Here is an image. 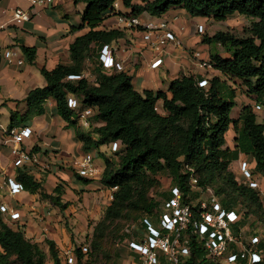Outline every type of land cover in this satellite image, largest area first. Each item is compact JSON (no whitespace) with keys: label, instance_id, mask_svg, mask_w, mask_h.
Returning a JSON list of instances; mask_svg holds the SVG:
<instances>
[{"label":"trees","instance_id":"trees-1","mask_svg":"<svg viewBox=\"0 0 264 264\" xmlns=\"http://www.w3.org/2000/svg\"><path fill=\"white\" fill-rule=\"evenodd\" d=\"M118 1L137 17L146 13L160 18L171 8H180L192 18L225 22L238 14L252 22L241 37L219 31L202 38L203 44L220 45L225 51L226 56L212 53L211 64L212 69L226 80L218 76H180L171 82L169 97L163 91L139 92L126 70L109 73L99 64L94 84L84 76L90 56L98 55L103 46L125 38V31L99 29ZM135 1L82 0L86 7L80 14L81 22L71 27V32L88 31L71 44V64H60L52 71L41 69L46 87L28 94L24 100L28 112L24 115L13 113L9 129L20 127L32 115H44L45 103L53 99L58 116L68 124L67 127L75 129L76 138L83 144L85 152L92 147L121 143L124 149L105 159V169L98 179H84L75 173L85 185L99 182L108 191L116 188L103 220L95 228V247L100 245L115 222L126 219L136 223L142 216L143 219L153 216L160 203L151 198L150 193L160 184L158 175L167 171L172 176L171 185L183 187L191 174L187 167L193 169L201 186H211L219 195L227 194L231 201H242L240 206L245 209L243 204L248 206L242 226H254L247 221L253 214L259 216V222H264V207L258 191L236 179L229 168L231 162L243 154L256 163L254 178L264 177V124L257 121L256 110L251 105L243 107L237 119L231 117L236 106V93L228 85V80L240 82L248 95L256 97L257 103L264 102V0H142L141 4ZM21 50L34 65L37 50L26 46ZM69 76L82 78L73 81L68 80ZM204 79L209 85L200 87L199 82ZM69 95L80 101L82 109H96L93 120L97 128L90 131L89 127V130L78 127L76 113L68 107ZM159 101L163 102L165 115L158 112ZM231 127L237 135L233 151L225 148L226 134ZM112 158H118V163ZM13 179L20 182L25 191L39 195L61 211L71 206L70 202L62 201L64 188L61 183L48 194L43 183L25 167L17 168ZM216 184H222V187L217 189ZM229 201H225L224 206L234 207ZM142 228L141 221L136 230ZM136 230L134 225L125 227L121 237H117V245L131 239ZM45 243L53 264H64V255L56 243L49 239ZM191 246L192 256L187 264H196L202 255L196 251L194 243ZM260 247L264 250V235ZM0 248L1 264H10L12 259L15 264H46L47 253L41 246L27 239L20 228L14 229L3 221H0ZM75 253L82 264L88 252L78 248Z\"/></svg>","mask_w":264,"mask_h":264},{"label":"crops","instance_id":"crops-1","mask_svg":"<svg viewBox=\"0 0 264 264\" xmlns=\"http://www.w3.org/2000/svg\"><path fill=\"white\" fill-rule=\"evenodd\" d=\"M142 0H136L141 4ZM17 7L31 9V6L24 0H0V206L5 205L10 210L19 213L20 219L12 221L9 214L0 213V221L7 223L10 227L20 228L27 239L42 245L46 239L56 243L58 249L67 246L68 235L64 229L54 223L53 211L49 208V201L42 200L39 195H32L23 191L18 195H12L7 185L8 179H13L17 168L14 167V159L11 154L10 144L7 143L9 124L13 113L24 115L28 107L24 100L28 94L37 88H44L47 85L41 69L54 70L60 64H71L70 46L75 39L84 35L88 30L72 33L71 27L78 26L81 22L80 14L86 5L82 0H55L50 7L32 8V20L22 26L12 23V13ZM118 13H132L131 9L125 8L122 2H118ZM235 14L233 16H236ZM240 16V15H239ZM115 11H111L99 29H114ZM141 23L159 22L169 20L171 27L182 42V47L170 44L164 55V65L152 70L149 65L151 55L145 52L141 36L132 30H125V38L112 46L117 50V60L122 62L125 70L133 77V85L139 92L150 90L154 92H168L173 80L180 76H201L212 78L218 76L223 80L220 72L202 67V63L211 64L212 53H222L220 45H208L202 43L204 35L213 36L216 32L200 35L197 32V25L206 23V20L213 18H192L185 10L171 8L163 17H152L143 14L138 17ZM177 18L175 22L172 20ZM241 18V19H240ZM240 21L245 23L247 29L252 19L240 16ZM207 24V23H206ZM35 48L37 56L34 65L30 64L22 53L21 47ZM14 50L16 57L13 64L5 59V53ZM95 56V64L85 66L84 76L91 78L93 84L97 79V66L100 64V53ZM23 61L18 65V61ZM228 85L236 93L235 113H231L233 119H237L243 107L251 105L255 107L257 101L255 96L246 93L240 82L228 80ZM139 87V89L137 88ZM160 104V108L158 105ZM261 111H256L257 121L264 124V102ZM45 114L42 116L32 115L28 122L21 126L32 129V137L25 140L24 148L33 152L37 162L27 164L25 168L43 183L48 194H52L54 188L62 181L67 183V189L78 200L87 195H94L97 203L99 199L106 201L109 191L99 182H92L89 185L79 183L75 179V172L72 169V162L75 158L81 157L85 151L83 144L76 138V131L58 116L56 103L49 99L45 105ZM158 112L165 115L163 102L157 103ZM234 110V109H233ZM82 130L84 127L78 123ZM236 132L231 127L226 134L225 148L231 151L236 148ZM96 165L100 167L97 163ZM248 161L252 167L256 166L253 158L240 154L236 161L231 162L230 169L241 174V161ZM101 172L105 169L99 168ZM66 187V186H65ZM264 190V185H263ZM95 191H99L95 193ZM91 192V193H89ZM77 193V195H76ZM71 199L73 203L76 201ZM96 203V204H97ZM74 205L71 204L70 207ZM70 207L68 210H70ZM67 210V211H68Z\"/></svg>","mask_w":264,"mask_h":264},{"label":"built area","instance_id":"built-area-1","mask_svg":"<svg viewBox=\"0 0 264 264\" xmlns=\"http://www.w3.org/2000/svg\"><path fill=\"white\" fill-rule=\"evenodd\" d=\"M31 9L17 7L12 13V23L22 26L32 20V8L50 7L55 0H24ZM119 2V1H118ZM118 2L115 3L114 30H132L141 36L145 52L151 55L149 67L152 70L164 65V55L170 44L182 47V42L175 34L169 20L159 22L141 23L137 16L131 13H118ZM177 18L172 21L175 22ZM4 26L0 25V29ZM207 31L206 23L197 25V32L204 35ZM117 50L112 45H105L100 51V65L107 72H120L125 70L122 62L117 60ZM14 50L5 53V59L9 64L14 63L16 57ZM23 61L19 60L18 65ZM202 67L212 68V64L202 63ZM82 76H69L68 80H80ZM208 80L199 82L200 87H207ZM68 107L75 111L78 122L84 128L91 125V120L97 111L92 107L82 109L78 99L68 96ZM262 104L256 103L254 109L261 111ZM7 143L10 144L11 154L15 168H23L27 164L37 162L35 155L24 148L25 140L32 137L33 131L26 126L15 127L7 132ZM120 142L110 144V151L115 154L120 152ZM101 154L99 147H92L81 157L72 162L73 171L84 179H98L102 172L96 165V159ZM190 176L181 186L168 187L167 195L162 199L155 214L142 220L143 228L136 230L131 239L125 240L129 249L134 253L132 264H187L192 256V246L202 257L196 264H264V250L260 247L263 236L254 226H242V221L247 209L238 207L226 208V197L219 195L211 186H201L199 178L193 169L187 167ZM240 171L245 184L250 188L264 193V177L254 178L253 167L244 160L241 161ZM186 172V171H185ZM7 185L12 195H18L24 191L22 184L15 179H8ZM109 190L108 199L113 200V192ZM0 213L9 214L12 221L20 219V214L9 209L5 205L0 206ZM82 248L84 253L87 247ZM64 264H77L74 249L64 251Z\"/></svg>","mask_w":264,"mask_h":264},{"label":"rangeland","instance_id":"rangeland-1","mask_svg":"<svg viewBox=\"0 0 264 264\" xmlns=\"http://www.w3.org/2000/svg\"><path fill=\"white\" fill-rule=\"evenodd\" d=\"M244 18H247L245 16H242ZM240 16H231L229 17L225 22H217L214 19L213 20H206L207 18H203L206 20L205 22L208 33L213 32H229L237 37H241L245 34V23H242L240 21ZM223 56H226V53L224 50L221 51ZM95 55V54H94ZM91 61H89L87 64L94 65L95 64V56H90ZM90 67V66H86ZM91 83H93L94 80H92L90 77L88 78ZM139 89V87H137ZM160 104L158 105V108ZM237 110V107H234L233 113ZM80 123V122H78ZM96 121L91 120V125L89 127L90 131H92L94 128H97ZM86 130H89L87 128H84ZM122 147V145H120ZM124 149V148H123ZM122 149V150H123ZM101 154L99 155V158H97V163L100 166L99 168H103L105 164V159L110 158L113 156V153L110 151V145H102L100 146ZM112 160L115 163H118V158H112ZM232 173H234V176L238 180H243L242 174L237 173L235 170H231ZM158 180L160 182L159 186L152 190L150 193V197L153 198L156 202L161 203L162 199L166 197L168 187L172 183V176L169 172L165 171L158 175ZM75 179L79 183H83L81 179L78 177H75ZM63 185L64 188V195L62 196L63 202H70L73 204V207H70V210L61 211L58 208L54 207L49 202V208L53 211V216L55 218L56 224H58L62 229L65 230V232L68 235V242L67 246L64 247V249H60V253H64L67 249H74L76 250L78 248L87 247L88 253L87 255L82 259V264H132V257L134 256V253L129 249L127 243H121L117 245V241L122 235V230L127 227L128 225H134V230H136L137 225H139L143 219V216L140 217L141 219L138 222H134L133 220H119L115 222L110 229L107 230V233L105 237L102 239V242L97 247L94 246V239H95V228L100 223L104 216L106 209L111 204V201L108 199V196L106 195V201L103 199H99L100 202L97 203V200L95 199L94 195H87L85 197V201L83 198H79L76 200V198L73 196V193L68 191L67 189V183L60 182ZM59 183V184H60ZM66 186V187H65ZM215 187L219 189L222 187V184H216ZM99 191H95V193H98ZM91 193V192H89ZM259 193L262 205L264 207V193ZM77 195V193H76ZM78 196V195H77ZM224 197H227V194L223 195ZM71 199H75L73 203L71 202ZM227 202L229 201L234 207H238V205H242L241 203H237L235 200L231 201L228 197L225 198ZM97 203V204H96ZM245 207L248 208L245 204H243ZM246 208V209H247ZM249 209V208H248ZM251 222H259V216L253 214L250 218ZM134 222V223H133ZM257 231L260 233V235H264V222L256 224ZM117 237H119L117 239ZM117 239V240H116ZM40 245V244H39ZM41 248L47 253L46 258V264H53V261L50 257L49 248L44 242L42 245H40ZM2 250L0 248V258H1ZM64 255V254H63ZM64 258V256H63ZM62 258V260H64ZM1 264V261H0ZM10 264H15L14 260L12 259L10 261ZM77 264H80L79 261Z\"/></svg>","mask_w":264,"mask_h":264}]
</instances>
